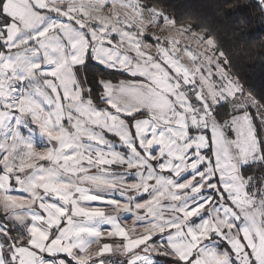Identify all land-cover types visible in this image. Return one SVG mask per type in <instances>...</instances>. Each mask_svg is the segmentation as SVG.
<instances>
[{"label":"snow or ice","instance_id":"obj_1","mask_svg":"<svg viewBox=\"0 0 264 264\" xmlns=\"http://www.w3.org/2000/svg\"><path fill=\"white\" fill-rule=\"evenodd\" d=\"M236 56L159 0H0V264H264Z\"/></svg>","mask_w":264,"mask_h":264},{"label":"trees","instance_id":"obj_2","mask_svg":"<svg viewBox=\"0 0 264 264\" xmlns=\"http://www.w3.org/2000/svg\"><path fill=\"white\" fill-rule=\"evenodd\" d=\"M221 0H159L177 19L190 17L212 27L225 46L235 49V71L256 92H264V16L255 0H230L222 12L213 7Z\"/></svg>","mask_w":264,"mask_h":264},{"label":"rangeland","instance_id":"obj_3","mask_svg":"<svg viewBox=\"0 0 264 264\" xmlns=\"http://www.w3.org/2000/svg\"><path fill=\"white\" fill-rule=\"evenodd\" d=\"M184 62V61H182ZM35 142L37 143V145L39 146L42 143V138H40L38 135L34 137ZM95 203V202H94ZM165 203H167V201H165ZM122 221H126L129 224L131 223L133 217L131 213H121L120 214ZM105 230H108L110 228L109 225H104L103 226ZM113 260H114V264H118V261L123 260L124 264H127V259L124 257H120V256H113Z\"/></svg>","mask_w":264,"mask_h":264},{"label":"crops","instance_id":"obj_4","mask_svg":"<svg viewBox=\"0 0 264 264\" xmlns=\"http://www.w3.org/2000/svg\"><path fill=\"white\" fill-rule=\"evenodd\" d=\"M105 259L111 260L113 262V264H114L113 256L106 254Z\"/></svg>","mask_w":264,"mask_h":264}]
</instances>
